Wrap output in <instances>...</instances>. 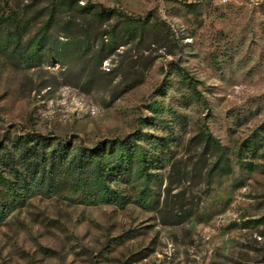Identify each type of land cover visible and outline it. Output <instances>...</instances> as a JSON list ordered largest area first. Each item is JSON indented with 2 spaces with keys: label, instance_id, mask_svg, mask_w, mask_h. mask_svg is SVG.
<instances>
[{
  "label": "rangeland",
  "instance_id": "374dc122",
  "mask_svg": "<svg viewBox=\"0 0 264 264\" xmlns=\"http://www.w3.org/2000/svg\"><path fill=\"white\" fill-rule=\"evenodd\" d=\"M92 2L158 16L169 37L59 61L33 54L32 21L22 58L0 44V144L44 136L106 156L121 141L171 137L149 170L158 196L141 193L140 173L107 183L128 198L122 208L66 192L3 212L0 190V264H264V0ZM201 132L220 146L222 169Z\"/></svg>",
  "mask_w": 264,
  "mask_h": 264
},
{
  "label": "trees",
  "instance_id": "16d2710c",
  "mask_svg": "<svg viewBox=\"0 0 264 264\" xmlns=\"http://www.w3.org/2000/svg\"><path fill=\"white\" fill-rule=\"evenodd\" d=\"M25 1L19 8L11 5V0H0V44L20 58L27 52L21 42L34 20L39 21V27L32 38L33 54L37 56L45 48L59 61L74 57L99 59L117 40L141 42L158 33L169 37L166 23L155 15L133 17L92 0ZM32 10L36 11L28 17ZM58 37L65 42L60 43ZM148 137L144 147L127 140L121 141L120 150L109 146L106 156L97 148L73 152L69 144H55V140L44 136L21 138L11 146L0 144V190L9 199L3 204V212L34 196L52 198L66 192L79 193L81 201L90 205L122 208L128 198L107 183L130 185L137 173L144 176L141 193L158 196L154 190L161 183L149 170L161 167L174 140ZM198 137L217 155L216 168L222 169L220 146L210 134L201 132ZM152 202V206L157 204Z\"/></svg>",
  "mask_w": 264,
  "mask_h": 264
}]
</instances>
